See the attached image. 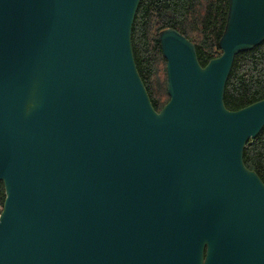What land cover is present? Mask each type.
Wrapping results in <instances>:
<instances>
[{
    "label": "water",
    "instance_id": "water-1",
    "mask_svg": "<svg viewBox=\"0 0 264 264\" xmlns=\"http://www.w3.org/2000/svg\"><path fill=\"white\" fill-rule=\"evenodd\" d=\"M141 1L0 0V264H213V240L217 264H264V183L244 163L264 100L224 104L235 58L264 42V0H229L206 66L159 33L160 112L133 52Z\"/></svg>",
    "mask_w": 264,
    "mask_h": 264
},
{
    "label": "trees",
    "instance_id": "trees-1",
    "mask_svg": "<svg viewBox=\"0 0 264 264\" xmlns=\"http://www.w3.org/2000/svg\"><path fill=\"white\" fill-rule=\"evenodd\" d=\"M229 11V0H142L132 30V45L139 74L153 107L160 112L169 102L167 61L159 33L167 28L191 41L199 63L206 66L221 55L222 37ZM264 100V42L239 54L225 88L227 109L237 111ZM246 167L264 180V128L256 139L247 142L244 151ZM5 200L0 182V214Z\"/></svg>",
    "mask_w": 264,
    "mask_h": 264
},
{
    "label": "flooded vegetation",
    "instance_id": "flooded-vegetation-1",
    "mask_svg": "<svg viewBox=\"0 0 264 264\" xmlns=\"http://www.w3.org/2000/svg\"><path fill=\"white\" fill-rule=\"evenodd\" d=\"M257 175L260 177V175L258 173H257ZM260 179L264 183V180L261 177H260ZM213 244L218 249V255L214 257V263H213V264H217V263H220L221 262L222 255H226V252L222 248L221 243L218 242L217 240H213ZM201 251H202V261H203V263H206L207 260H209V257H208L209 244L208 243H204L203 250H201ZM262 256H263V251L257 250L255 252H252L251 258H250L248 264H263V262H262L263 261ZM230 262H232V260H230Z\"/></svg>",
    "mask_w": 264,
    "mask_h": 264
}]
</instances>
